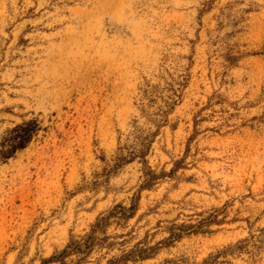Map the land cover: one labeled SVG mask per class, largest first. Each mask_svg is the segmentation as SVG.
Returning a JSON list of instances; mask_svg holds the SVG:
<instances>
[{
	"label": "rangeland",
	"instance_id": "374dc122",
	"mask_svg": "<svg viewBox=\"0 0 264 264\" xmlns=\"http://www.w3.org/2000/svg\"><path fill=\"white\" fill-rule=\"evenodd\" d=\"M135 199L80 264H264V0H0V264Z\"/></svg>",
	"mask_w": 264,
	"mask_h": 264
},
{
	"label": "trees",
	"instance_id": "16d2710c",
	"mask_svg": "<svg viewBox=\"0 0 264 264\" xmlns=\"http://www.w3.org/2000/svg\"><path fill=\"white\" fill-rule=\"evenodd\" d=\"M154 178L150 179V181L143 185L142 188H149L150 182L151 180H154ZM137 201L138 200L135 199L130 208H127L122 204L115 206L107 215L97 220V222L92 226L90 234L86 235L80 240L72 239L63 250L54 253L51 257L47 259L42 260L41 264H68V260L73 256L78 257L77 263L79 264L86 261L97 245L95 235L98 232L104 230L108 226L112 218L128 220L133 217L135 212L137 211ZM185 228L186 226L179 227V229L182 231H184ZM181 237L182 234H174L172 235V237H170V239H180ZM144 252L146 253L147 251L138 252L137 250H132L129 254L123 256L118 260H112L108 264H127V262L135 255L143 260L152 256V254L149 253H146V255H144Z\"/></svg>",
	"mask_w": 264,
	"mask_h": 264
},
{
	"label": "bare ground",
	"instance_id": "6f19581e",
	"mask_svg": "<svg viewBox=\"0 0 264 264\" xmlns=\"http://www.w3.org/2000/svg\"><path fill=\"white\" fill-rule=\"evenodd\" d=\"M53 233V232H52ZM55 234V233H54ZM51 237H52V235H51Z\"/></svg>",
	"mask_w": 264,
	"mask_h": 264
}]
</instances>
